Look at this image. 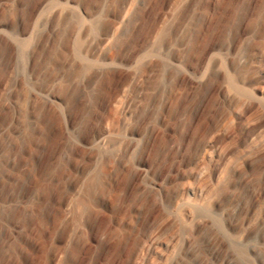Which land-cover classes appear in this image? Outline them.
I'll return each mask as SVG.
<instances>
[{"label": "rangeland", "instance_id": "obj_1", "mask_svg": "<svg viewBox=\"0 0 264 264\" xmlns=\"http://www.w3.org/2000/svg\"><path fill=\"white\" fill-rule=\"evenodd\" d=\"M263 191L264 0H0V264H264Z\"/></svg>", "mask_w": 264, "mask_h": 264}, {"label": "bare ground", "instance_id": "obj_2", "mask_svg": "<svg viewBox=\"0 0 264 264\" xmlns=\"http://www.w3.org/2000/svg\"><path fill=\"white\" fill-rule=\"evenodd\" d=\"M117 28H118V26H117ZM117 28H115V31H114L115 33H117ZM118 30H119V29H118ZM263 193H264V191H263ZM255 247H257V246H255Z\"/></svg>", "mask_w": 264, "mask_h": 264}]
</instances>
